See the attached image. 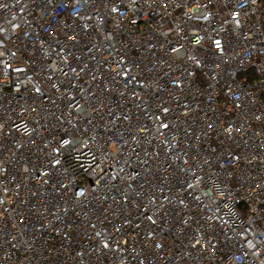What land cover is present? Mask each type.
Listing matches in <instances>:
<instances>
[{
  "label": "built area",
  "instance_id": "obj_1",
  "mask_svg": "<svg viewBox=\"0 0 264 264\" xmlns=\"http://www.w3.org/2000/svg\"><path fill=\"white\" fill-rule=\"evenodd\" d=\"M0 264H264V0H0Z\"/></svg>",
  "mask_w": 264,
  "mask_h": 264
}]
</instances>
